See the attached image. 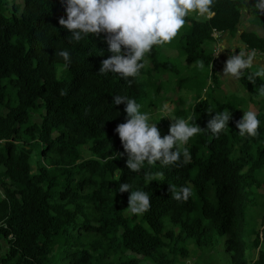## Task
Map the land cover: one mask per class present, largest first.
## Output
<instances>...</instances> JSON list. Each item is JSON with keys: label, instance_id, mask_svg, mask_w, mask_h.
I'll return each mask as SVG.
<instances>
[{"label": "trees", "instance_id": "trees-1", "mask_svg": "<svg viewBox=\"0 0 264 264\" xmlns=\"http://www.w3.org/2000/svg\"><path fill=\"white\" fill-rule=\"evenodd\" d=\"M181 1L184 12L161 0H22L7 16L0 0V264H173L186 243L206 250L221 238L230 264H264V228L247 256L242 239L264 171V80L241 72L260 99L243 124L239 104L214 98L177 109L185 145L174 125L137 117L139 76L157 100L153 78L174 69L157 56L156 18L185 23L187 63L211 65L214 31L264 54V38L238 33L247 0ZM262 1L249 13L264 30ZM37 146L46 161L33 171Z\"/></svg>", "mask_w": 264, "mask_h": 264}, {"label": "rangeland", "instance_id": "rangeland-1", "mask_svg": "<svg viewBox=\"0 0 264 264\" xmlns=\"http://www.w3.org/2000/svg\"><path fill=\"white\" fill-rule=\"evenodd\" d=\"M262 2L264 3V0ZM255 5L256 0H247L246 12H243L241 19V25L244 28V24L249 19L245 16L249 14ZM13 6H21V9L22 0H8L7 6H5L7 16L14 14L12 10ZM170 7L183 12L185 4L181 0H170V2L168 0H161L163 12H167ZM19 14L20 12L15 13V16L18 17ZM199 18L203 17L200 16ZM155 21V27L150 28L149 31L157 40V56L159 60L171 62L174 65V69H169L159 78H153V82L154 80H159V83H162L157 92V100H155L156 93L152 86V81L148 82L142 75L139 76L144 94L139 105L140 112L137 114L141 122H146L151 129H154L160 120L174 125L178 131L177 137L180 139V143L185 145L187 142L184 140L180 130H182L186 123L182 118L179 119L181 123H177L174 117L177 114V109L186 110L194 105L197 95H200L201 99H208L209 101L214 98L234 105L239 104L236 114L240 124L250 120L258 112L259 105L256 102L260 101V99H256L251 93L243 89L240 84V76L242 71H250L257 73L264 80L263 53L261 57L258 55L250 58L244 54H238L241 48L236 44V46H227L228 49H225L226 51L220 48L216 51L213 46L212 50H214L215 56L217 53H220L219 59L215 57L214 62L208 68L201 64L187 63L180 49V41L185 23L174 21L169 25H164L158 18ZM218 42L221 44L219 39ZM145 64L149 66L147 60ZM213 76L216 78L217 84H213ZM180 79L183 80L179 81ZM33 119L39 123V116L37 114H34ZM87 148L88 146L83 149V157L85 158L90 157ZM40 150L41 146H37L32 152L31 165L33 171L37 168V161L41 163H45L46 161ZM260 175V186L253 189L247 195V203L243 208L246 223L243 228L242 239L246 244L253 239L252 231L260 233L261 237V231L264 228L261 217L262 212H260L258 207L261 201L264 200V171ZM127 213H130V211L127 210ZM175 233H177L176 229ZM224 240L225 238H221L216 246L206 250L199 249L192 242H188L185 245L187 255L184 257L178 256L175 258L173 264H230L229 255L225 252ZM6 249L7 245L2 243V255L6 252ZM249 249L250 244H247L245 256H247ZM1 254L0 256H2Z\"/></svg>", "mask_w": 264, "mask_h": 264}, {"label": "crops", "instance_id": "crops-1", "mask_svg": "<svg viewBox=\"0 0 264 264\" xmlns=\"http://www.w3.org/2000/svg\"><path fill=\"white\" fill-rule=\"evenodd\" d=\"M262 1V0H261ZM200 13V16H202V17H209L210 16V14L206 11V10H204V9H201L200 11H199ZM243 12H246L245 10L243 11ZM246 18H249V19H247V21H246V24H244V26H245V28L241 25V23H240V25H239V29H238V33H241L242 31H247V32H254V33H256L259 37H261V38H264V30L262 29V28H258L257 26H255V25H253L252 23H251V17H250V13L249 14H246V16H245ZM219 41L221 42V44L219 43V48L221 49V50H227L228 49V47H230L231 45H237V46H239V48H243L244 46L239 42V40H238V36H236L235 38H229V36H227V34H223V35H221V37H220V39H219ZM223 42V43H222ZM235 45V46H236ZM228 46V47H227ZM225 50V51H226ZM220 54V53H219ZM219 54L217 55V58L219 59ZM261 57V56H260ZM259 58V57H258ZM260 59V58H259Z\"/></svg>", "mask_w": 264, "mask_h": 264}, {"label": "clouds", "instance_id": "clouds-1", "mask_svg": "<svg viewBox=\"0 0 264 264\" xmlns=\"http://www.w3.org/2000/svg\"><path fill=\"white\" fill-rule=\"evenodd\" d=\"M181 2H182L183 4H185L183 1H181ZM175 10H177V9H175ZM183 10L185 11V7H184ZM184 11H183V12H184ZM199 13H200V12H199ZM209 14H210V13H209ZM210 16H211V14H210ZM210 16H209V17H210ZM197 17H200V14H198ZM209 17H203V18H207V19H208ZM214 32H216V31H214ZM214 32H213V33H214ZM217 33H219V32H217ZM223 34H226V33H219L218 38H214V37H213V38L216 40V44L214 45V48H215V49H216V48L219 49V46H218V45H219V42H218V39H220L221 35H223ZM212 36H213V34H212ZM247 51L250 52V53L246 54L247 57H250V58L252 57V58H253L254 56H258V55H259V57L262 56V53H261V52H258V51H255V50H248L245 46H244L243 48L240 49V51L238 52V54H239V53L242 54L243 52H247ZM218 54H219V53H217L216 56H215V53H214V50H213V59H212V62H214V59H215V57L217 58V55H218ZM212 62H211V63H212ZM211 68H212V67H211ZM174 119H175V117H174ZM175 120H176V119H175ZM145 123H146V122H145Z\"/></svg>", "mask_w": 264, "mask_h": 264}, {"label": "built area", "instance_id": "built-area-1", "mask_svg": "<svg viewBox=\"0 0 264 264\" xmlns=\"http://www.w3.org/2000/svg\"><path fill=\"white\" fill-rule=\"evenodd\" d=\"M218 36H219V33H217V32H214V33H213V37H214V38H218ZM215 50L217 51L218 48H216ZM248 53H250V52L247 51V52H243L242 54L246 55V54H248ZM263 224H264V221H263ZM263 227H264V225H263Z\"/></svg>", "mask_w": 264, "mask_h": 264}]
</instances>
